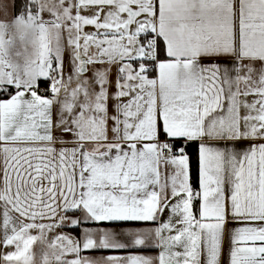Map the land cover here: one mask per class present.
<instances>
[{
    "label": "snow or ice",
    "instance_id": "1",
    "mask_svg": "<svg viewBox=\"0 0 264 264\" xmlns=\"http://www.w3.org/2000/svg\"><path fill=\"white\" fill-rule=\"evenodd\" d=\"M0 13V264H264V0Z\"/></svg>",
    "mask_w": 264,
    "mask_h": 264
},
{
    "label": "rangeland",
    "instance_id": "2",
    "mask_svg": "<svg viewBox=\"0 0 264 264\" xmlns=\"http://www.w3.org/2000/svg\"><path fill=\"white\" fill-rule=\"evenodd\" d=\"M4 3L8 4V13L9 15L13 14V6H12V0H4ZM4 15L3 13H0V19H3Z\"/></svg>",
    "mask_w": 264,
    "mask_h": 264
},
{
    "label": "trees",
    "instance_id": "3",
    "mask_svg": "<svg viewBox=\"0 0 264 264\" xmlns=\"http://www.w3.org/2000/svg\"><path fill=\"white\" fill-rule=\"evenodd\" d=\"M14 3H15V7H14V10L15 12L19 11V0H14ZM194 151V149H193Z\"/></svg>",
    "mask_w": 264,
    "mask_h": 264
},
{
    "label": "crops",
    "instance_id": "4",
    "mask_svg": "<svg viewBox=\"0 0 264 264\" xmlns=\"http://www.w3.org/2000/svg\"><path fill=\"white\" fill-rule=\"evenodd\" d=\"M13 4H14V0H12V6ZM13 11L15 12L14 7H13ZM152 254L154 255L155 253H152Z\"/></svg>",
    "mask_w": 264,
    "mask_h": 264
}]
</instances>
